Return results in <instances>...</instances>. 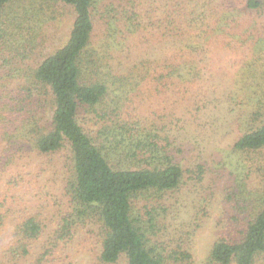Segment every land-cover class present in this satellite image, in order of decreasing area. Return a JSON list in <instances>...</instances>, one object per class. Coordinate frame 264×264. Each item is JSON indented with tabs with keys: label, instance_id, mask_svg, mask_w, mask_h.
Here are the masks:
<instances>
[{
	"label": "trees",
	"instance_id": "16d2710c",
	"mask_svg": "<svg viewBox=\"0 0 264 264\" xmlns=\"http://www.w3.org/2000/svg\"><path fill=\"white\" fill-rule=\"evenodd\" d=\"M243 1L240 43L227 18L242 11L215 0H0V232L14 224L0 264H72L83 248L89 264L192 263L195 230L176 222L170 197L188 182L203 188L218 171L183 143V130L206 108L200 58L236 44L246 58L261 42L264 29L246 15L261 11L264 0ZM57 5L72 9L74 19L65 43L45 55L38 33ZM219 76L220 69L210 75ZM173 80L182 84L173 98H184L170 102V113L168 105L136 112L129 104L136 93L152 108ZM260 80L259 94L257 84L249 86L251 108L231 146L240 157L236 173L221 188L236 204L240 237L217 238L204 264H255L264 253L262 66ZM227 90L233 100L242 94ZM66 149L70 170L55 196L50 189L64 167L51 161ZM255 173L263 184L256 198L247 184Z\"/></svg>",
	"mask_w": 264,
	"mask_h": 264
},
{
	"label": "rangeland",
	"instance_id": "374dc122",
	"mask_svg": "<svg viewBox=\"0 0 264 264\" xmlns=\"http://www.w3.org/2000/svg\"><path fill=\"white\" fill-rule=\"evenodd\" d=\"M161 1L167 2L168 0ZM215 1L216 3L225 4L229 10L234 12L242 11L239 18L234 14V16L227 18V22L229 21V25L235 28L236 33L241 36L238 41L240 43L245 41L244 31L247 29V23L244 16V1L225 0V3L222 0ZM55 8L58 12L57 16L54 15L52 17L54 20L44 25L38 33L46 39L45 55L51 54L65 43L74 19L72 9L64 8L61 5H57ZM246 16L253 18L254 22L259 23L260 29H264V7L258 13H249ZM262 33V38H258L261 42L256 46H251L253 54L247 51L246 55L248 57L246 58L241 55V51L238 52V44L231 51L221 50L219 52L212 50L211 53L209 52L200 58L205 96L203 94L199 95V103L200 105L205 103L206 108H202L196 119L185 126L186 129L183 130V133L186 136L183 138V143H187L195 151V155L200 157L201 161H207L212 172L217 170L218 173H215L216 176H212L208 181H203L202 184H205L203 188L200 185L193 184V182H188L182 192L174 193L170 197L175 204L176 222H188L191 231L195 230L189 248L192 255L191 264H204L212 244L220 236L233 241L238 240L240 237L241 226H234L236 223L233 220L234 209H237L236 204L233 205L234 201L227 199L222 194L221 188L236 173L237 168L235 169V166L240 157L235 158L237 154H233L231 146L236 135L235 131L240 129L239 123L243 112L245 114L251 108L253 96L250 95L251 88L249 86L257 84V87H255L256 93L259 94L262 91L260 89L262 83L260 80V66L264 67V45L261 44L264 42V31ZM197 40L198 38L193 37V41L197 42ZM260 44L261 51L257 52ZM246 45L249 44L246 43ZM40 60L41 56H36L28 64L33 66L38 64ZM215 69H220V76L213 80L210 75ZM179 84L178 81L173 80L165 91L163 100H159L158 103L157 100L155 103L153 102L152 108L146 102H142L140 96H134L136 93L131 95L129 104L132 108L138 107L136 112L163 111L165 106L168 105L170 113L172 110L170 102L181 101L184 98L183 95L177 96L176 99L173 98L175 90L177 91L178 87L182 86V84ZM227 88H233L237 93L240 89L242 94L238 96L237 100H233ZM181 89L184 88L181 87ZM151 91L153 93L154 89L151 88ZM145 98H147V95H145ZM176 114H180L179 108L176 110ZM58 158H60V161L52 159L51 164L57 166L63 163L64 174L59 177L57 184L55 182L50 189L52 195L55 196H58L56 194L59 193L61 178L70 170L68 150L66 149ZM31 163V169L36 167L34 159ZM233 171L234 173L231 176ZM258 175L253 174L247 182L248 189L254 198L258 197L263 185ZM22 187H25V184L24 186L22 184ZM52 202L51 200V204ZM47 207H50V203L46 204L44 212L47 211ZM13 238L14 224L9 222L0 232V255L10 248ZM87 247L90 248V244H87ZM83 249L77 250L73 254L70 260L73 262L72 264H89L92 261L89 251ZM119 264L124 263L121 261ZM255 264H264V253L260 254Z\"/></svg>",
	"mask_w": 264,
	"mask_h": 264
}]
</instances>
